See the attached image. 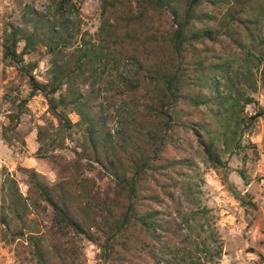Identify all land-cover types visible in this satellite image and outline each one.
<instances>
[{
  "label": "rangeland",
  "instance_id": "1",
  "mask_svg": "<svg viewBox=\"0 0 264 264\" xmlns=\"http://www.w3.org/2000/svg\"><path fill=\"white\" fill-rule=\"evenodd\" d=\"M136 2L137 0H0V166H4L12 175L24 197L32 189L28 171L24 169L34 171L41 182L51 186L59 181L58 167L65 164L69 165L66 174L91 180L86 185L96 192L97 197L104 192L112 194L114 188V180L104 165L91 160L84 125L78 124L69 131L64 130L48 110L45 98L39 92L29 95L26 70L31 67L30 74L38 82H45L47 79L53 54L49 53L45 43L52 34V26H60L59 49L54 54L57 60L66 59L82 39L97 42L100 38L105 40L109 36L105 43L109 45V64L100 80L91 84V79L83 82L76 79L73 87L84 97H88L89 115L100 121L105 132L118 137L113 151L121 163L135 150L145 148L143 131L153 121L149 116L148 123L142 122L145 121L143 114L148 103V85L146 81L141 82L134 95H129L117 79L121 73L129 70L130 73L134 71L139 79L146 76L150 65L158 61L160 54L164 56L166 53L165 40L172 26V19L168 11L161 10L136 20L133 17L137 12ZM218 4L206 3L200 7V10L214 14L213 21H203V24H208L213 29V37L194 43V50H191L194 53H188L184 60L188 70L192 68V62L198 59H202L205 64L223 62L236 68L246 53L258 55L263 51L264 54V45L257 43L258 38H264V17L259 19L255 28L248 31L240 23L231 24L222 15L223 8H217ZM259 4L264 8V0H260ZM133 18L136 21L131 24ZM218 23H225V27H219ZM227 26H231V29H227ZM23 32H32L37 38L33 47L21 56V62L14 64L3 56V49L9 44V35L13 34L19 40L14 50L19 52L24 43L23 38L19 39ZM229 34L239 37L240 42L232 41ZM258 70L252 69L256 90L251 92L244 86L246 94L253 100L244 107L245 117L257 108H264V83ZM64 88L62 86L59 92L62 93ZM176 108L189 110L185 104H178ZM199 110L203 112V108ZM66 114L70 122L78 120V116L72 111L66 110ZM201 117L200 114H194L196 119ZM204 121L210 124V128H214L210 117H205ZM137 125L141 128V133L135 131ZM173 136L176 147L165 144L164 152H160L161 161L186 157L194 165L193 182L198 187L196 206L208 209L210 226L221 247L219 258L213 257L206 264H264V117L256 119L242 133L239 138L242 147L236 154H221L225 165L219 168L209 166L190 133L177 131ZM145 151L147 155H152L151 148ZM73 161L78 164L77 170L72 168ZM237 172L244 173L246 184ZM151 190L160 194L156 187ZM235 192L243 196L246 205H240L234 199L232 194ZM32 199L38 205L32 207L28 214L26 228L45 237L42 244L51 264H135L129 253L123 250H118V255L112 262L104 261L103 251L98 244L73 232L64 237L56 234L52 228L51 208L36 196L32 195ZM164 205L168 206V211L174 216L173 204L165 200ZM158 209L163 211V207ZM185 209L184 205L178 208L181 213ZM9 218L7 215V219ZM176 220L178 222L179 217ZM18 226L11 219L9 229L0 235V264H39L27 242L28 233L15 237L14 232ZM184 232V227L179 225V230L172 238L176 248H181L180 240ZM207 232L205 229V233ZM92 233L100 244L102 236L94 230Z\"/></svg>",
  "mask_w": 264,
  "mask_h": 264
},
{
  "label": "trees",
  "instance_id": "2",
  "mask_svg": "<svg viewBox=\"0 0 264 264\" xmlns=\"http://www.w3.org/2000/svg\"><path fill=\"white\" fill-rule=\"evenodd\" d=\"M259 1L137 0V12L132 15L136 20L163 10L170 14L172 26L165 40L166 53L164 56L160 54L158 61L150 65L144 78L139 79L130 70L118 76L119 85L129 95H134L141 82L146 81L148 103L143 114L145 121L142 122L148 123L149 116L153 119L143 131L145 148L137 149L125 157L124 163L113 151L118 137L105 132L100 121L89 115L88 97L73 87L76 79L82 82L91 79V84L100 80L109 64V45L105 44L109 36L105 40L99 37L97 42L82 39L66 59L57 60L54 54L59 49L60 26H52V34L45 43L49 53L53 54L48 76L45 82H38L30 74L32 68L26 70L29 95L39 92L45 98L51 115L64 130L69 131L78 124L84 125L91 160L104 165L114 180V188L112 194L104 192L97 197L96 192L86 185L91 180L66 174L69 165L65 164L58 167L59 181L51 186L41 182L34 171L24 169L28 171L32 186L28 196L24 197L12 175L4 166H0V235L9 229L10 220H15L19 224L14 232L15 237H22L27 232V242L39 264H51L42 244L45 237L26 228L28 214L32 207L38 205L32 199L33 195L51 208L53 232L61 237L73 232L98 244L103 251L104 261L112 262L119 249L129 253L135 264H206L213 257L219 258L221 247L210 226L209 211L196 206L198 187L193 182L194 165L186 157L164 159L162 162L160 152H164L165 144L176 147L174 133L188 132L195 138L209 166L222 167L225 163L221 160V154H236L242 147L239 142L242 133L256 119L264 117V108H257L247 117L243 115L244 107L253 102L244 86L251 92L256 90L252 69H259L264 83L263 51L258 55L246 53L236 68L223 62L205 64L202 59H198L192 62V68L188 70L184 61L188 53H194L191 50H194L195 42L213 37V29L203 24V21H213L214 14L200 10L203 4L219 3L217 8H223L222 15L231 24L240 23L249 31L264 17V8ZM134 18L131 24L135 23ZM224 24L218 23L219 27H225ZM230 27L227 26V29ZM228 36L232 37V41L240 42L239 37ZM9 37L3 56L19 64L21 56L33 47L37 36L32 32H23L19 36V39L23 38V47L17 53L14 48L19 40L13 34ZM257 43L264 45V38H258ZM62 86L65 88L60 93ZM178 104H185L189 110L176 108ZM200 108H203V112ZM66 110L72 111L78 120L70 122ZM194 114L202 117L196 119ZM205 117H210L214 128L206 124ZM135 131L141 133L139 125ZM147 148L152 149L151 156L146 154ZM51 158L54 160L53 156ZM72 168L77 170L76 161L72 162ZM237 175L247 183L244 173L237 172ZM152 187L159 189L160 194H155ZM232 195L240 205H246L240 193ZM165 200L173 204L174 216L164 205ZM181 205L186 207L183 213L178 210ZM158 207H163V211ZM176 217H179L178 222ZM179 225L184 227L185 232L180 240L181 248H176L172 238L179 230ZM204 228L208 230L207 233ZM92 230L102 236L100 244Z\"/></svg>",
  "mask_w": 264,
  "mask_h": 264
}]
</instances>
